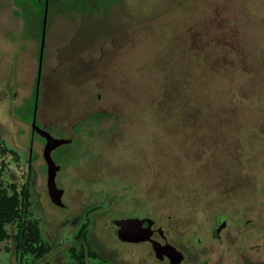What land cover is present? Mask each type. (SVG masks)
Segmentation results:
<instances>
[{"label":"rangeland","instance_id":"1","mask_svg":"<svg viewBox=\"0 0 264 264\" xmlns=\"http://www.w3.org/2000/svg\"><path fill=\"white\" fill-rule=\"evenodd\" d=\"M120 1L108 16L48 12L36 123L83 148L63 169L73 177L62 182L65 199L78 207L91 195H120L129 213L155 219L169 239L199 236L203 252L263 261L264 0ZM25 13L0 0L1 131L16 150L0 146L5 190L27 175L32 117L16 107L32 90L38 41L34 13ZM42 142L33 136V155ZM257 149L254 186L243 152ZM213 212L225 216L219 240L208 235Z\"/></svg>","mask_w":264,"mask_h":264},{"label":"flooded vegetation","instance_id":"2","mask_svg":"<svg viewBox=\"0 0 264 264\" xmlns=\"http://www.w3.org/2000/svg\"><path fill=\"white\" fill-rule=\"evenodd\" d=\"M120 2V0H44L43 14L45 3L47 4L45 38L48 20L50 18H48V12L52 15L55 7L62 9L67 8L75 11L80 10L84 13L88 12V9L90 8V13H93L92 15H100L101 17L108 16V8L113 7V5ZM82 6L87 7L88 9H80ZM86 14L88 15L89 13ZM85 23L87 22H82V24L87 25ZM36 40L38 41L36 47L37 66L33 87L26 102L22 106L16 107L18 110L24 108L29 111V100L31 93L34 90V99L30 114L32 117L29 130L31 136L30 145L29 147L24 146L26 147V166L24 173L27 174L26 180L19 184L13 181L12 183H9V189L5 190L4 187L6 181L1 180L3 171L0 173V193L9 195L12 190L11 186H14L13 188L17 193L18 198L22 199L19 193L23 188L27 187V206L25 210H23V217H15L11 222L0 226L4 228L7 233L6 238L0 239V243L7 240L10 242L9 247H4L0 250V254H9L8 258H6L2 264H130L129 256L136 257L138 254L142 261L137 264H264V260H255L249 257H240L241 262H238V259L236 260L230 256H217L213 250L207 249L206 252H203L202 239L199 236L193 238L185 237L183 240L169 239L164 230L156 224L155 219L148 217L147 214L129 213V205L124 203L122 196L120 195L107 193L102 196L97 194L93 196L91 195V197L86 201H83L80 206H71L65 199V188L63 187L62 182L63 180H70L72 183L73 177L68 178L67 174V176L63 175V169L69 164L74 165L80 161V153L83 148L81 144L76 143L72 137L65 136V134L61 137H56L50 133L47 129L49 127H46L45 124H43V127H40L36 123V117L39 118L38 106L45 39L37 90L36 84L40 39L38 40L36 38ZM96 47L99 48V44ZM258 117V128L260 129V121L263 119L261 116ZM33 118L35 126L47 131L51 136L55 138L70 139L69 142L56 146L49 153L54 164L58 166L54 175V184L57 189L61 190V195L56 201L51 198L47 185L48 166L43 151L46 139L36 131L32 124ZM92 120L96 122L94 119ZM5 122V119H0V146H2L3 150L14 154L16 150L14 148L9 150L4 144L5 139H3L1 124H4L6 129ZM254 127L256 126L254 125ZM7 129L9 130L10 128L7 126ZM262 129L264 131L263 127ZM13 130L14 129L10 131V140L12 141L15 140ZM82 132L84 131L82 130ZM35 134H37L43 142L42 144H37L35 154L33 155L32 146L33 136ZM258 144L261 145L264 143L258 142ZM63 146H66L67 148L62 149L61 147ZM259 154L260 151L257 149L253 154L246 158L243 152L242 171L245 174L246 168L248 167L251 169L253 168L255 171V175L248 177V179L252 180V184L259 181V177L256 175V172L258 171L256 168L259 164V161L257 160ZM33 157L34 159L32 162ZM60 171L62 172L61 178L59 177L58 179L57 175ZM243 178L246 179L245 175ZM79 188L84 189L85 187ZM84 190H87V188ZM213 214L215 216L213 221L215 227L213 230H210L208 235L219 240L222 238L221 231L226 225L225 216L221 212H213ZM129 219L138 220L137 223H135L136 230H124V228H127L126 224L129 222ZM23 222L25 224L24 235L20 234L19 231V229L22 228L21 225ZM48 224H51V226H48ZM121 229L124 231L120 232ZM138 236H143L145 238L142 240L129 239L134 237L137 238ZM20 237L23 238L24 241H26L25 238H28L27 243L29 242L30 244L29 246L26 245L27 250L19 248ZM141 244H145L147 248L139 253L137 249ZM53 252H58V257L53 258V256H51V253ZM46 256L52 257L50 263L49 260H45Z\"/></svg>","mask_w":264,"mask_h":264},{"label":"trees","instance_id":"3","mask_svg":"<svg viewBox=\"0 0 264 264\" xmlns=\"http://www.w3.org/2000/svg\"><path fill=\"white\" fill-rule=\"evenodd\" d=\"M89 1V0H87ZM13 3L15 6L21 8L22 11H26V9H30L34 13L33 20L35 21L34 24V32L35 37L39 40L40 34H41V26H42V16H43V8H44V0L37 1V0H13ZM80 9L87 10V7H80ZM91 10L90 8L88 9ZM26 14V13H25ZM27 24H29V21L27 20ZM34 99V90L31 93V97L29 100V113L31 114L32 111V103ZM89 118L94 119L96 122L99 120V115H92ZM14 186H11V194L6 195L3 193H0V226L5 223L11 222L15 217H23L26 206H27V198H28V189L23 188L21 192L19 193L22 197V199L18 198L17 193L15 192ZM24 222L22 223V228L19 229L20 234L24 235ZM7 233L6 230L2 227H0V239L6 238ZM25 238V237H24ZM26 241H24L23 238L20 237V245L19 248L24 250H27V246H29V242L27 243L28 238H25ZM27 245V246H26Z\"/></svg>","mask_w":264,"mask_h":264},{"label":"water","instance_id":"4","mask_svg":"<svg viewBox=\"0 0 264 264\" xmlns=\"http://www.w3.org/2000/svg\"><path fill=\"white\" fill-rule=\"evenodd\" d=\"M46 5L47 4L45 3V9H44L43 21H42L41 37H40V49H39V57H38L39 62H38L36 90L38 89V84H39V73H40L41 59H42L44 39H45ZM32 124L35 127L36 131L38 133H40L46 139V143H45V147H44L43 151H44L45 159H46L47 166H48L47 185H48V190L50 192L51 198L56 201L58 198H60V195H61V190L57 189L55 184H54V175H55L56 169H58V166L54 164L49 153L53 148H55L56 146H58L60 144L69 142L70 139L55 138V137L51 136L47 131L39 129L38 127L35 126L34 118H33ZM137 221H138L137 219H129V222L126 224L127 228H124V230L125 231H127V229H129V231L136 230L135 223H137ZM124 230L121 229L120 232H122ZM144 238L145 237H143V236L142 237L138 236L137 238L134 237V238H129V239L142 240Z\"/></svg>","mask_w":264,"mask_h":264}]
</instances>
